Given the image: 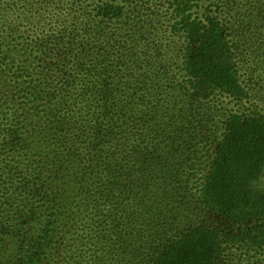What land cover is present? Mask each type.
Returning a JSON list of instances; mask_svg holds the SVG:
<instances>
[{"label":"trees","instance_id":"16d2710c","mask_svg":"<svg viewBox=\"0 0 264 264\" xmlns=\"http://www.w3.org/2000/svg\"><path fill=\"white\" fill-rule=\"evenodd\" d=\"M143 1L0 0V3L2 10L14 12L18 3H22L30 11L36 9L35 12L42 15L40 17L56 16L63 9L73 10L75 5L82 10L90 8L86 13L96 21V36L99 37L107 28L97 44H104L107 50L105 53L93 50L92 53L100 66L95 74L107 76L111 68L102 70L107 60L123 57V53L113 54L112 50L120 45H110L108 28L112 31L126 30L129 38L135 35V42L145 39L139 26L144 28L148 19L140 17L138 20L140 14L144 16ZM200 1H164L167 9L171 10V27L186 39L184 52L187 53L183 61L189 85L183 93L169 92L170 98L165 99L161 111L155 109L157 104L154 103L149 110L144 107L149 112L135 125L143 133L140 137L145 149L153 155L148 160L149 168L153 170L160 166L163 172L162 183H146L145 175L128 171L132 167L128 169L119 158L114 161L113 157L109 159L102 155L104 147L113 150L115 139L119 144L126 136L123 132L130 130L124 126L128 122V113H133V93L125 97L111 96L112 90L106 85L98 98L96 82H90L83 84L78 95L70 101L63 94L59 96L56 91L46 92L45 88L33 85L31 91L23 94L26 98L24 103L36 116L44 117L42 138L36 139L41 133L34 132L35 126L28 129L27 124L22 120L19 122L15 115L10 125L4 123L5 118L0 121V264H46L52 250L57 245H64L65 235L78 222L77 215L70 214L68 205L75 213L82 212L89 202L95 206L99 198L111 208L105 215L111 221L112 234V239L106 238L107 242L113 240L114 244L122 238L126 240V236L132 233L141 237L142 234L135 229L140 220L153 229L155 246L151 248L152 253L145 264H228L226 254L229 252L225 251L230 245L264 250V185L256 184L264 172V111L234 109L223 113L221 127L214 121V132L209 133L210 166L200 183L198 200L202 212L198 213L197 220L189 218L190 210L179 199L181 191L178 185L182 176L198 163L192 160L193 165L183 169L177 157L186 149L193 151L198 145L205 147L208 144H203L200 139L203 124L196 119L202 109L194 108L191 96L206 94L209 102L221 93L239 102L247 98L248 89L239 76L245 61L244 39L241 37L246 27L254 31L255 18L264 25V0H218L222 5L212 2L214 8H209V14L204 16L196 14L195 8ZM126 9L139 15L133 13L130 21H125L123 14ZM19 16L20 13L0 11V20H4L2 24ZM156 17L152 14L149 18L157 20ZM130 25L135 26L134 30L129 28ZM17 30L7 27L4 32L7 38H12ZM74 30L75 39L83 34L78 29ZM2 50L0 48V52ZM4 52L5 55H0L2 59L8 56V52ZM74 84L68 83L67 86ZM88 99L84 107L89 108L86 118L89 122L84 124L80 123L86 122L80 112L82 107L77 109L74 104ZM71 116L78 118L79 123L74 127L68 123ZM96 118L106 119V127L113 129V134H123L112 137V140L111 137L104 139L98 131L103 130V126L94 121ZM115 122L120 124L116 127ZM83 126L87 127V130H81L83 136L86 135L84 153L78 150L82 148L80 139L75 140ZM41 150L43 156L39 157L38 151ZM112 152L117 153L115 150ZM74 156L82 159L85 165L89 164L82 180L88 177L87 174L96 175L98 180L75 183L73 180L77 177L68 179L74 172L68 171L66 160ZM85 159H90V162ZM93 162L102 169H95L91 165ZM153 163L157 165L154 168ZM117 173L123 176H117ZM120 195L128 197L130 204L121 206L118 201ZM85 200L88 202L84 204ZM201 215L204 216L203 221L210 218L211 222L201 221ZM91 219V227L106 236L109 224L105 223L106 219L103 224L97 223L93 217ZM115 260L114 264H135L128 263L125 254Z\"/></svg>","mask_w":264,"mask_h":264},{"label":"rangeland","instance_id":"374dc122","mask_svg":"<svg viewBox=\"0 0 264 264\" xmlns=\"http://www.w3.org/2000/svg\"><path fill=\"white\" fill-rule=\"evenodd\" d=\"M164 1H143L144 16L139 15L138 12L125 10L123 14L126 16L125 21H130L133 13L139 15L138 20L140 17L148 19V23L145 24L144 28L139 26L146 37L139 42L134 41L135 35L129 38V33L124 29L112 31L111 28H108L110 32L107 39L110 40V45L114 47L120 45L115 50L110 49L114 51L113 54L123 53V57H113L107 60L102 69L111 68L110 75L107 74V76L106 74L105 76L95 74L100 70V66L95 62L96 59L92 55L93 50L97 53H105L107 50V46L104 44L102 46L97 45L106 34L107 28L104 23L105 29L99 34V37L96 36L94 33L96 21L92 20L86 13L90 8L82 10L80 6L75 5L73 10L63 9L56 16L40 17L42 15L35 12L36 9L30 11L22 3H18L15 8L16 12L9 9L2 10L3 6L0 3V11H9L15 15L20 13L19 17L22 18L18 17L11 21L7 19L4 24H2L4 20H0V35H2L0 37V48L3 49L0 55H5L4 50L8 52V56L3 57V59L0 56V121L5 118L4 123L10 125L12 116L15 115L18 117L19 122L22 120V123L27 124L28 129L35 126L34 132L36 134L41 133L36 136V139L42 138V131L45 126L44 117L36 116V113L30 107H27V103H24L26 98L23 94H25V91H31L33 85H35V88L37 86L45 88L46 92L49 90L56 91L59 96L63 94L70 101L78 95L83 84L87 85L90 82H96L94 85L95 89L98 90V98L100 97L99 93L106 85L112 90L111 96L116 94L119 97H125L128 93H133V113L131 114V111L128 113V122H125L124 126L130 130L123 132L126 136L122 141H119V144L115 139L113 150H115V153L117 151L116 154H113L112 149L104 147L102 155L104 157L108 156L109 159L113 157L114 161H117L115 158H119V161L127 165L128 169L132 167L128 171H133L136 175H145L146 183H162L163 172L156 163L152 164L153 168L157 166L153 170L149 168L150 162L148 160L153 155L148 154L142 142L143 138L140 137V134L143 133L135 125L139 122L140 117L149 112V107H152L153 103L154 105L157 104L155 109L161 111L164 102H166L165 99L169 100L170 98L169 92L183 93V90L189 85V76L183 61L187 53L184 52L186 39L181 32L176 33L171 27L173 22L170 16L171 10L167 9ZM212 2H218L220 4L218 6L222 5L218 0H201L195 8L196 14L199 16L209 14V8H214ZM257 13L260 12L257 10ZM152 14L157 16V20L149 18ZM43 15L47 14L44 13ZM253 25L254 31L251 27H246L244 29L245 33L241 37L244 39L245 61L244 66L239 70L241 82L248 89L249 96L241 102L222 93L217 94L214 100L212 99L210 102L209 96L205 97L206 94L197 93L191 96L194 108L199 107L202 109L201 114H198L196 118L197 121H201L203 124V127H200V139L203 144L208 143L205 147L202 145L199 147L198 145L197 148H194L196 150L193 151L186 149L177 157L180 162L179 166H182L183 169L191 167L193 165L192 160H196L198 163L194 164L193 169L189 172H185L181 184L178 185L181 191L179 199L190 210L189 218L193 220H197L198 213L202 212L199 207L198 193L201 180L204 179L210 166L209 133L214 132V121H217V125L221 127L220 121L223 113L234 109L249 111L254 108L258 111H264V25L261 21H257V18H255ZM7 27L18 29L12 38H7L6 32H4ZM130 27L134 30L135 26L130 25ZM74 29L80 30L83 34L75 39L76 31ZM12 43L18 44L14 46ZM22 44H24L23 48H21ZM98 48L100 50H97ZM40 52L41 54H39ZM72 82L75 83L74 86H67L68 83ZM90 99L86 102L82 101L74 104L77 109L82 107L80 112L85 120L88 117L87 111L89 108L84 107V105ZM77 119L76 116H71L68 119L71 127L79 123ZM105 120L101 118L94 119L98 125L103 126V130H98L101 137L104 139L111 137L112 140V137L115 138L116 136L117 138L123 134H113V129L106 127ZM30 122L31 124H29ZM87 122L89 121L86 120V122L80 123L87 124ZM118 124L120 123L115 122L116 127ZM81 130L85 131L87 127L83 126L78 130L75 140L80 139L82 148L78 150L84 153L86 150L84 137L86 135L83 136ZM130 131L133 132L129 133ZM104 133L108 135H104ZM111 142L113 143V141ZM100 145L98 144V146ZM94 152L96 151L93 150ZM38 153L41 155L39 157L43 156L42 150ZM86 161L90 162V159ZM102 161L105 160L102 159ZM113 163L116 164V162ZM87 165L79 157L68 158L66 167L68 171L74 172V175L68 179L73 180L77 177L73 180L75 183H88L87 181L98 180L96 175L89 176V174H87L86 179L82 180ZM91 165L95 166V169L101 168L96 166L94 162ZM116 175L119 176L120 174L117 173ZM106 178L103 177V179ZM256 184L257 186L264 185V172ZM118 201L121 206L130 204L129 198L123 195L119 196ZM87 202V200L83 201L84 204ZM67 208L71 212L70 214L77 215L78 222L75 224V228L65 235L64 245H57L52 250L45 262L46 264H114L116 257H123L124 254L128 263L145 264L146 258L148 259V256L152 253L151 248L155 246L156 234L141 220L135 227L136 231L142 234L141 237H137L132 233L126 236V240L122 238V241L117 242L118 244L115 242L112 244L113 240L111 243L106 241L107 237L112 239L111 221L105 216L110 213L111 208L106 207L102 199L99 198L95 206L89 202L82 212L74 208L77 211L75 213L70 205ZM91 217H93V220H97V223L101 222L102 224L106 219L105 223H109L108 231L105 232L106 236H102L103 233L91 227ZM200 217V220L203 221L204 216L201 215ZM203 222L210 223L211 220L209 218V220ZM119 243L122 244L120 248ZM229 247L225 251V253L229 252L226 254L228 264H264V250H247L233 245ZM118 251L120 256H118Z\"/></svg>","mask_w":264,"mask_h":264}]
</instances>
